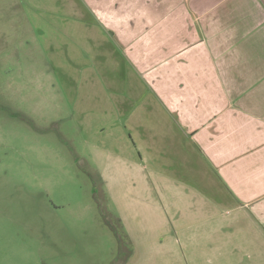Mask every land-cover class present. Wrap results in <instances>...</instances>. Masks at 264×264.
Instances as JSON below:
<instances>
[{
    "label": "crops",
    "instance_id": "crops-1",
    "mask_svg": "<svg viewBox=\"0 0 264 264\" xmlns=\"http://www.w3.org/2000/svg\"><path fill=\"white\" fill-rule=\"evenodd\" d=\"M51 11L83 31L111 84L113 152L137 165L166 230L145 251L134 241L135 259L264 264V0H51Z\"/></svg>",
    "mask_w": 264,
    "mask_h": 264
},
{
    "label": "rangeland",
    "instance_id": "rangeland-1",
    "mask_svg": "<svg viewBox=\"0 0 264 264\" xmlns=\"http://www.w3.org/2000/svg\"><path fill=\"white\" fill-rule=\"evenodd\" d=\"M51 12V0H0V264H148L126 235L145 251L166 230L137 165L113 152L111 84L83 31Z\"/></svg>",
    "mask_w": 264,
    "mask_h": 264
},
{
    "label": "trees",
    "instance_id": "trees-1",
    "mask_svg": "<svg viewBox=\"0 0 264 264\" xmlns=\"http://www.w3.org/2000/svg\"><path fill=\"white\" fill-rule=\"evenodd\" d=\"M108 226L112 228V230L114 231L115 236L118 238L117 241H118L119 249H120V252H122V253L125 255L123 258H124L125 263H126L127 260H128V256H129L130 253H129V252H128V254L124 253L125 250L123 249L124 246L122 245V237L120 238V236H119L118 232L116 231L115 227H114L112 224H110V223H109ZM126 237L128 238V239L125 241V242L127 243L126 246H128V249H129V250L134 249V251H135V248H134L133 243L129 240V239H130L129 236L126 235ZM128 241H129L130 243H128ZM122 250H123L124 252H123ZM130 255H131V254H130ZM126 259H127V260H126Z\"/></svg>",
    "mask_w": 264,
    "mask_h": 264
}]
</instances>
